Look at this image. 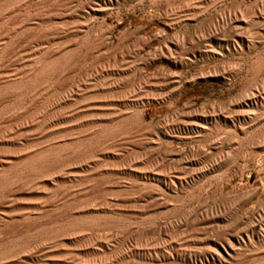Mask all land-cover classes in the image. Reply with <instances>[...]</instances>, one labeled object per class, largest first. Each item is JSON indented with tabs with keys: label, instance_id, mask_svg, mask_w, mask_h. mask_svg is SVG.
I'll return each mask as SVG.
<instances>
[{
	"label": "rangeland",
	"instance_id": "obj_1",
	"mask_svg": "<svg viewBox=\"0 0 264 264\" xmlns=\"http://www.w3.org/2000/svg\"><path fill=\"white\" fill-rule=\"evenodd\" d=\"M3 169L0 264H264V0H0Z\"/></svg>",
	"mask_w": 264,
	"mask_h": 264
},
{
	"label": "bare ground",
	"instance_id": "obj_2",
	"mask_svg": "<svg viewBox=\"0 0 264 264\" xmlns=\"http://www.w3.org/2000/svg\"><path fill=\"white\" fill-rule=\"evenodd\" d=\"M57 1V0H56ZM89 2V1H88ZM52 4V3H51ZM50 9V8H49ZM61 10V9H60ZM30 33V32H29ZM211 38V37H210ZM204 39V38H203ZM188 41H191L192 42V39L191 40H188ZM100 43V42H99ZM102 43V42H101ZM187 43L188 42H186V44H184V46L185 45H187ZM2 45V44H1ZM102 45V44H101ZM190 46H191V43H190ZM195 46V45H194ZM200 46H201V44H200ZM14 47V46H13ZM180 47V46H179ZM189 47V46H188ZM18 49V48H17ZM194 48L192 47V48H189V50L191 51V50H193ZM200 49V48H199ZM181 50H182V48H181ZM168 53V52H167ZM170 54H172V53H170ZM173 57V56H172ZM171 57V58H172ZM170 59V58H169ZM36 61V60H35ZM64 61V60H63ZM18 62V61H17ZM34 62V61H33ZM48 63V62H47ZM52 66H53V64H52ZM49 70H50V68H48ZM48 69H47V71H48ZM51 69H52V67H51ZM43 71H45V70H43ZM42 71V72H43ZM46 71V72H47ZM51 73V72H50ZM45 74V73H44ZM42 75H43V73H42ZM22 77V76H21ZM169 78H171V77H169ZM16 80V79H15ZM28 80V79H27ZM173 81V80H172ZM175 82V81H174ZM17 91V90H16ZM86 101V100H85ZM93 101V100H92ZM243 103V102H242ZM191 105V104H190ZM190 105H188L186 108L187 109H190L191 108V106ZM238 105V103L236 104V106ZM244 105H246V104H244ZM80 107V106H79ZM232 107V106H231ZM68 108V107H67ZM190 111V110H189ZM242 112V111H241ZM74 115V114H73ZM186 115H187V112H186ZM36 116V115H35ZM241 117V116H240ZM113 118H114V116H113ZM59 119V118H58ZM64 119V118H63ZM238 119V118H237ZM51 120V119H50ZM30 122V121H29ZM36 122V121H35ZM42 123V122H41ZM26 124V123H25ZM30 124V123H29ZM33 124V123H32ZM40 124V123H39ZM114 124V123H113ZM31 125V124H30ZM23 126V125H22ZM28 126V125H27ZM18 130V129H17ZM41 131V130H40ZM93 132V131H92ZM110 133H111V131L109 130L108 132H105L104 133V137H106L107 135H110ZM28 134H30V133H28ZM18 135V134H17ZM20 136L22 135V134H19ZM27 135V134H26ZM103 135V134H102ZM16 136V135H15ZM14 136V137H15ZM18 137V136H17ZM23 137V136H22ZM21 137V138H22ZM20 138V137H19ZM20 138V139H21ZM9 139V138H8ZM17 139V138H16ZM23 139V138H22ZM12 140V139H11ZM11 140H9V141H11ZM29 140V139H28ZM14 141V140H13ZM26 141V140H25ZM17 142V141H16ZM21 142V141H20ZM22 144V143H21ZM8 154H9V152H8ZM6 155V154H5ZM4 156V155H3ZM13 156H14V154H13ZM55 156H54V154H53V152H43V153H40L39 155H36L35 157H32V158H30L29 160H27L26 158H24V160L26 159L27 161L25 162V163H23L22 164V166L21 167H35V166H37L38 167V165H40V164H42V163H45L46 161H48V160H51V159H53ZM19 159H21V158H19ZM18 159V160H19ZM4 160V159H3ZM2 160V161H3ZM10 160V159H9ZM8 160V161H9ZM23 160V161H24ZM52 161V160H51ZM50 161V162H51ZM20 162V161H19ZM3 163H6V161L5 162H3ZM12 163V162H11ZM12 165V164H11ZM20 165V164H19ZM5 166H7V165H5ZM9 166V165H8ZM16 166V165H15ZM46 166V165H45ZM14 167V166H13ZM30 169V168H29ZM35 169V168H34ZM49 169V168H48ZM38 171V170H37ZM9 171L8 170H6V169H3V170H0V179L2 178H6L7 176H8V174H10V173H8ZM62 173H64V172H62ZM21 175V174H20ZM53 175H56V174H53ZM52 175V176H53ZM29 177V176H28ZM50 177V176H49ZM8 178V177H7ZM13 179H15V178H13ZM4 180V179H3ZM6 180V179H5ZM22 180V179H21ZM34 183V182H33ZM13 185H15V180H11V181H7L6 183H5V185H3L4 186V189L5 188H7V187H9V186H13ZM29 186V185H28ZM30 186H31V184H30ZM9 193V192H8ZM25 193H27V192H25ZM1 194V193H0ZM6 195H7V193H6ZM10 195V194H9ZM24 195V194H23ZM18 197V196H17ZM11 198V197H10ZM9 198V199H10ZM5 199V198H4ZM2 200V199H1ZM54 203V202H53ZM52 203V204H53ZM8 204V203H7ZM56 205V204H55ZM216 213V212H215ZM219 213V212H218ZM221 214V213H220ZM212 215V214H211ZM216 216H217V214H216ZM245 217V216H244ZM247 217V216H246ZM225 218V217H224ZM246 222V221H245ZM231 226V225H230ZM260 227V226H259ZM256 230V229H255ZM240 232V231H239ZM221 233V232H220ZM234 233V232H233ZM237 240V239H236ZM230 241V240H229ZM228 241V242H229ZM238 241V240H237ZM231 246H229V248L226 250L225 249V252L227 253V254H229V252H230V250H232V249H235V248H233L232 247V244H230ZM223 246V245H222ZM211 248V247H210ZM238 250V249H237ZM217 251V250H216ZM234 251V250H233ZM208 252V251H207ZM176 253V252H175ZM214 253H216L215 251H214ZM210 254V253H209ZM193 255H194V253H193ZM205 255V254H204ZM218 255H219V253H218ZM206 257V256H205ZM212 257V256H211ZM199 258V257H198ZM197 258V259H198ZM188 259V258H187ZM224 259V258H223ZM200 260V259H199ZM214 260V259H213ZM228 260V259H227ZM207 261V260H206ZM226 261V260H225ZM204 264V263H203Z\"/></svg>",
	"mask_w": 264,
	"mask_h": 264
}]
</instances>
